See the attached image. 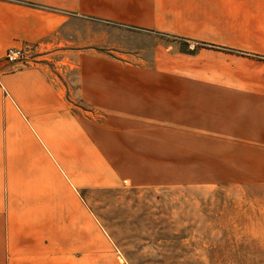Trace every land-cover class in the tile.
I'll return each instance as SVG.
<instances>
[{"label":"rangeland","instance_id":"374dc122","mask_svg":"<svg viewBox=\"0 0 264 264\" xmlns=\"http://www.w3.org/2000/svg\"><path fill=\"white\" fill-rule=\"evenodd\" d=\"M104 32L117 46L100 51L138 68L155 44H167L171 55L207 49L264 59L236 39L107 24ZM53 59L35 48L26 63L10 64L45 65L57 102L28 103L21 114L13 106L23 131L15 122L1 153L0 264H264V151H212L206 135L195 145L185 136L182 150L174 133L149 134L147 113L126 106L162 99L174 106L182 89L123 87L122 73L104 72L103 82L124 94L117 111V103L85 99L80 73Z\"/></svg>","mask_w":264,"mask_h":264},{"label":"crops","instance_id":"0c3cea01","mask_svg":"<svg viewBox=\"0 0 264 264\" xmlns=\"http://www.w3.org/2000/svg\"><path fill=\"white\" fill-rule=\"evenodd\" d=\"M104 24L185 39H236L243 42L235 46L264 57V0H0V168L13 124L19 125L15 132L23 131L13 106L21 114L27 113L25 104L57 102L45 65L14 68L16 64L2 60L8 48L24 45L48 51L54 66L79 72L83 97L95 104L117 103L124 95L103 82L104 72L112 73L107 74L110 79L122 73L129 80L123 87H179L174 106L166 99L145 105L128 101L126 106L133 114L147 113L145 119L154 122L149 134L174 133L182 150L185 136L195 145V138L206 135L212 151H264L263 58L207 49L171 55L167 44H155L145 67L138 68L100 51L105 44L108 49L117 46L105 40ZM137 70L148 72L149 78L137 79ZM169 73L176 76L168 79ZM89 78L97 83L88 84ZM117 104V111L123 109Z\"/></svg>","mask_w":264,"mask_h":264},{"label":"built area","instance_id":"2783aa9c","mask_svg":"<svg viewBox=\"0 0 264 264\" xmlns=\"http://www.w3.org/2000/svg\"><path fill=\"white\" fill-rule=\"evenodd\" d=\"M32 49H35L32 45H24L21 48H8L3 60L8 64L26 63Z\"/></svg>","mask_w":264,"mask_h":264}]
</instances>
